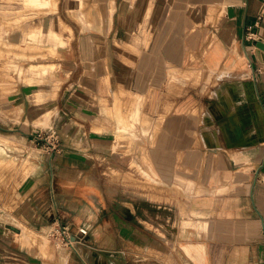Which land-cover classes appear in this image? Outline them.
<instances>
[{
  "label": "crops",
  "instance_id": "obj_1",
  "mask_svg": "<svg viewBox=\"0 0 264 264\" xmlns=\"http://www.w3.org/2000/svg\"><path fill=\"white\" fill-rule=\"evenodd\" d=\"M15 2L23 0H0L1 46L32 48L30 63L54 64L52 74L30 76L35 81L64 77L57 81L54 105H46L37 90L32 110L33 93L23 90V82L12 91L0 82V133L10 137L0 146V264H264V60L255 45L264 40V0H187L177 16L182 14L180 26L171 24L162 44L152 46V31H146L141 60L129 54L135 44L116 41L120 63L112 46L102 44L107 37L101 30L72 42L75 24L59 13L60 0H52L48 11L57 13L58 25L64 21V37L43 17L46 25L34 32L45 30L47 39L53 29L57 38L43 46L22 44L24 31L16 30L23 25V7L13 9ZM116 10L117 2L111 23ZM7 39L13 42L7 45ZM39 56L51 59L34 61ZM47 110L49 122L34 123ZM41 129L56 131L60 148L37 147L33 136ZM77 144L118 184L93 183L96 176L78 167ZM141 148L165 180L183 181L178 202L171 192L166 199L153 195L157 183L147 176L144 186L153 189L144 192L147 198L124 186L134 159L141 160L133 150ZM237 167L252 172L229 173ZM232 177L240 180L237 189L221 186ZM59 210L71 227L79 210L81 224L89 227L79 253L63 244L68 256L61 255L37 233L20 240L23 222L48 231ZM146 246H160L163 253L145 256Z\"/></svg>",
  "mask_w": 264,
  "mask_h": 264
},
{
  "label": "rangeland",
  "instance_id": "obj_2",
  "mask_svg": "<svg viewBox=\"0 0 264 264\" xmlns=\"http://www.w3.org/2000/svg\"><path fill=\"white\" fill-rule=\"evenodd\" d=\"M41 1V2H40ZM79 1V3H78ZM116 2H117V10L115 12V21L114 23L110 22L109 15H110V10L114 6L116 9ZM187 0H60V14L66 18V20L74 25V31L72 32L71 29H69L72 32V35L74 37L72 38V42H80L79 41V36L83 35V32H85L88 36L91 34L93 37L95 35L100 34V31L102 32V36L107 37V41H105L104 45H107L109 47L112 46V55H113V60L115 63L121 61L119 59L120 55L118 54V51H120L122 48L120 46H116V41H119L122 44H126L128 41L132 42L135 44L136 49L133 50V52H129L130 55L134 56V62H137L141 60L146 53H143V47L141 48L140 46L146 45L144 42V36H146V31L151 32L152 31V46L153 45H158L163 41V37L171 31L170 25L176 23V25L180 26L182 22V14L178 16L180 10L181 13L184 10L182 7H184V4H186ZM37 5L35 8H30V4ZM52 3V0H23L22 3L15 2L14 4H17L16 6H13V9L17 8H22L23 7V25L16 31H24V37H22L20 40L22 44L26 46H31V45H41L47 41V42H52L50 41L51 39H56V36H53L54 31L51 29L49 31V37L45 39L44 36V31L41 32H34V30H41L45 24V22L42 20L43 17H46L49 21L51 20L52 24H57V29H59L60 34L62 37H64L65 31L68 30L67 27H65V23L62 20L61 24L58 25L57 19H56V12H50L48 11L49 8L48 6ZM29 4V5H28ZM46 7V8H40V7ZM69 8H71V11H67ZM61 17V16H60ZM179 18V21H176L175 19ZM57 22V23H56ZM46 25V24H45ZM20 27V26H19ZM119 27V30H118ZM2 29V28H1ZM28 30H32L30 34H28ZM118 30V33H117ZM15 32V31H14ZM56 33V32H55ZM166 33V34H165ZM22 34V36H23ZM32 34V35H31ZM31 35V36H30ZM97 36V37H98ZM1 37V36H0ZM51 38V39H50ZM5 40V39H4ZM63 40V38H61ZM64 42V40H63ZM5 44V42H0V82H2L4 85L3 88L7 91H12L15 87V82H18L19 80L23 82V90L27 92H32L29 96L31 99V105L29 106V109L32 110L33 108H36L37 105H34L33 98L38 95V93H35V91L39 90L42 98V101H47L45 104L46 105H54L51 104L50 102L53 100L51 99L52 97L55 96V90L58 88L57 86V81L58 79L63 78L64 76L62 74H57V76H49L48 79L45 80H37L33 77L35 73L40 72L43 74H52L54 70V64L49 63L51 61L47 62H31V59L28 57H32L35 55V51L31 48V50H28L26 47H23V50L18 49H12L8 47H2L1 45ZM162 44V43H161ZM14 46V45H13ZM49 47H51L49 45ZM53 51H55L54 47H51ZM158 48V46H157ZM126 49V48H125ZM124 49V50H125ZM23 52V53H22ZM50 54L52 51H47ZM128 52H126L127 54ZM21 54V55H19ZM44 54V52H43ZM27 56V57H25ZM51 59V56L48 57H38L37 59H34V61H45ZM187 59V58H186ZM185 59V60H186ZM44 63V64H43ZM116 66V65H115ZM38 68V69H36ZM44 71H49V72H44ZM206 72V71H205ZM53 77V79H51ZM24 78L28 80L31 84L36 82V84L33 85H26L24 82ZM173 78H175V75H173ZM211 80L210 78L207 77V81ZM205 81V83L207 82ZM206 88V85H204ZM28 104V103H27ZM118 107V106H117ZM115 109V112H119V108ZM187 108L186 106H184ZM47 109V108H44ZM16 113H18L17 109H13ZM37 113L41 112L42 113V108L39 109L37 108ZM139 112V107L138 111ZM16 113H13L16 114ZM45 118V115L42 118L34 120V123H48V122H43L41 119ZM125 123H128L129 119L127 117L122 118ZM135 119V118H134ZM41 121V122H40ZM40 126V125H39ZM42 126V125H41ZM44 127L46 125H43ZM48 128V127H46ZM45 128V129H46ZM45 131V130H44ZM47 133H52L48 139H51L53 141L56 140L57 145L56 147L50 146V144L44 143V140L40 143L46 144L43 145V150L45 152L56 150L60 148V136L57 132H54L52 130H47ZM144 135V134H143ZM147 134L145 133V137ZM143 137L141 136V139ZM2 144L0 143V146ZM34 145V144H33ZM37 147L39 145L35 144ZM35 146V147H36ZM86 147L82 144L79 145L77 144L74 152L77 156V161H80L81 163L79 164V168H84L88 173H92L96 177H94L93 183H95L98 187L103 186L106 188V183H108L107 186L108 188L114 187L117 183V181L114 179V175H107L103 173V164H99L95 159L89 157L86 155L85 152ZM29 152H27L28 154ZM133 154L136 155V157L140 158V163L137 161V159H134V163L137 164L134 168H129V170L133 172L129 175H126V179L123 180L126 182L124 185L125 187H131L135 190H137V195L142 196V198H147L144 196V192L147 193L149 191L153 192V189H149L148 186H144V183H146L145 179L146 176L150 178L152 181L157 183V186L151 187L155 188V195L157 198L160 199H166L165 198V193L167 192V195H169V192L174 196L169 197L172 198L173 201H179V194L180 193H185V187L183 186V181L181 179H178L173 182V184L169 180H165L164 171L159 170V166L152 164L151 160L149 159V150L146 148H141L139 150H133ZM24 156V155H23ZM12 164H15L14 161H12ZM162 166V165H160ZM239 167L229 171L230 172H244V173H251L252 168H243L241 170L238 169ZM128 169V168H127ZM112 174V173H111ZM112 177V179H109V181H106V178ZM138 177V178H137ZM261 177L264 180V168L262 169V175ZM52 178H53V173H52ZM228 178V177H227ZM233 178V177H232ZM224 181V180H223ZM128 185V186H127ZM226 187V189H237L240 185V180H237L236 177L231 179V180H225L224 182L221 183V186ZM208 188L209 186H205ZM211 189V188H208ZM141 194V195H140ZM150 194V193H149ZM157 194V195H156ZM167 197V199H169ZM163 212V211H162ZM4 218V217H3ZM4 220H9L3 219ZM52 221V218L49 219V221ZM69 220V218H68ZM73 226L71 227L74 232L77 231L78 226L81 224L83 221L82 217V212L77 210V212L74 213L73 219ZM24 223V222H23ZM26 224V223H24ZM52 226L49 227L48 231H42L38 232L28 226L26 224V227H23V232L20 234V240H23V236H28V239L33 238L34 233L40 234V235H34V237H40L43 240L45 239L44 242L48 244L49 247L53 246L56 247L58 252H60L61 255H67L66 252L62 250L63 247V242L61 241V235L57 233L51 234V231H53V228H57L55 223H51ZM29 227V229H28ZM21 229V230H22ZM46 232V233H45ZM13 236V235H12ZM143 238H147V235L141 236ZM9 238V237H8ZM10 238L8 239V241ZM85 241V236L82 239V241H77L75 243L76 246V252L79 253L78 251L83 249V244ZM159 250V251H158ZM159 252L160 254L163 253V250L158 246L156 250L150 249L147 251V246L144 250H142V254L147 256L150 255H156V252ZM133 252V251H131ZM135 252V251H134ZM133 252V253H134ZM140 252V250H139ZM23 254H25V250L23 251ZM159 262L158 260H156ZM5 262L3 261L2 264ZM10 262H7L6 264H9ZM11 264V263H10Z\"/></svg>",
  "mask_w": 264,
  "mask_h": 264
},
{
  "label": "built area",
  "instance_id": "obj_3",
  "mask_svg": "<svg viewBox=\"0 0 264 264\" xmlns=\"http://www.w3.org/2000/svg\"><path fill=\"white\" fill-rule=\"evenodd\" d=\"M263 12H264V2L261 7V13ZM248 37L253 38V32L250 31L248 33ZM46 132L47 130L44 131L43 129H41L38 133L34 134L33 141L37 145L43 148L44 147L43 145H46V144H42L40 143V141L44 140V143L50 144V146L55 148L57 145L56 140L53 141L51 139H48V137L52 133L46 134ZM54 132L56 131H53V133ZM0 206H1V200H0ZM54 223L57 226V228H53V231H51V234L53 233L60 234L61 239H62L61 241L63 242V244L72 246L74 248H76L75 243L77 241H82L84 236H86L89 233V227L86 224L79 225L77 231L74 232L71 228V224L63 220V215L60 210L58 211V214L54 217Z\"/></svg>",
  "mask_w": 264,
  "mask_h": 264
},
{
  "label": "bare ground",
  "instance_id": "obj_4",
  "mask_svg": "<svg viewBox=\"0 0 264 264\" xmlns=\"http://www.w3.org/2000/svg\"><path fill=\"white\" fill-rule=\"evenodd\" d=\"M38 1H39V0H38ZM40 2H41V1H40ZM53 7H54V6H53ZM53 7H52V9H53ZM114 10H115V7L113 6L112 9L110 10V12H114ZM6 20H7V19H6ZM15 20H16V19H15ZM17 20H19V19H17ZM17 20H16V21H17ZM11 22H12V21H11ZM17 22H18V21H17ZM21 22H22V21H21ZM18 23H19V22H18ZM14 24H16V23L13 22V25H14ZM31 35H32V34H31ZM31 35H30V36H31ZM60 38H61V37H60ZM62 41H63V40H62ZM0 42H4V38H3V37L0 38ZM11 42H13V41H10V40L7 39L6 44L9 45ZM18 42H19V41H18ZM13 44H14V43H13ZM15 44H16V43H15ZM62 44H63V43H62ZM10 46H11V45H10ZM12 46H13V45H12ZM16 46H18V44H17ZM50 46H51V47H54L52 44H50ZM22 53H23V52H22ZM19 55H21V54H19ZM43 64H44V63H43ZM50 114H51V110H47L46 113H45V118L41 119V121H43V122H48V121H49V118L51 117ZM36 121L38 122L37 119H36ZM41 121H40V122H41ZM8 138H10L8 135H5V134H3V133H0V143H1V144H3V143L5 142V140H7ZM15 140H16V139H15ZM9 143H10V141H9ZM9 145H10V144H9ZM13 145H14V144H13ZM10 146H11V145H10ZM16 147H17V146H16ZM5 210H6V209H5ZM20 223H21V222H20ZM21 225H22V224H21ZM23 227L27 228V227H26V224L23 223ZM45 233H46V232H45Z\"/></svg>",
  "mask_w": 264,
  "mask_h": 264
},
{
  "label": "water",
  "instance_id": "obj_5",
  "mask_svg": "<svg viewBox=\"0 0 264 264\" xmlns=\"http://www.w3.org/2000/svg\"><path fill=\"white\" fill-rule=\"evenodd\" d=\"M255 45H256V53L259 59L264 60V40L262 38L256 39Z\"/></svg>",
  "mask_w": 264,
  "mask_h": 264
}]
</instances>
